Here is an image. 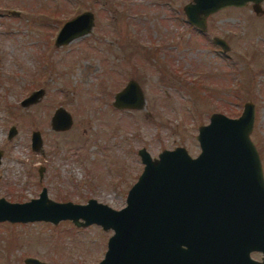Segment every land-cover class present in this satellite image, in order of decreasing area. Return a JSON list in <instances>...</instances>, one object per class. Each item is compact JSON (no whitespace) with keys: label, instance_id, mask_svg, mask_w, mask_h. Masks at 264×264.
Returning <instances> with one entry per match:
<instances>
[{"label":"rangeland","instance_id":"1","mask_svg":"<svg viewBox=\"0 0 264 264\" xmlns=\"http://www.w3.org/2000/svg\"><path fill=\"white\" fill-rule=\"evenodd\" d=\"M191 1L0 0V198L23 202L44 187L54 201L93 198L120 209L143 168L138 149L157 157L182 146L195 157L198 127L214 112L238 117L247 101L254 106L250 138L264 176V13L255 14L250 2L223 8L199 32L183 13ZM83 11L93 13L91 31L54 45L63 23ZM130 79L143 105L117 109L114 94ZM40 88L37 102L20 105ZM58 108L71 116L66 130L51 128ZM11 126L16 134L8 140ZM33 131L42 139L37 151ZM111 234L68 220L2 221L0 264H24L26 257L96 263Z\"/></svg>","mask_w":264,"mask_h":264},{"label":"water","instance_id":"2","mask_svg":"<svg viewBox=\"0 0 264 264\" xmlns=\"http://www.w3.org/2000/svg\"><path fill=\"white\" fill-rule=\"evenodd\" d=\"M264 0H192L183 6L187 22L206 31L207 16L227 7L251 3L263 14ZM17 15V12H12ZM93 13L83 11L65 21L54 45L61 46L88 34ZM213 42L228 49L220 37ZM43 89L20 101L28 106L39 100ZM138 84L130 80L114 95L115 108H141ZM254 121L251 101L238 117L220 112L200 125L196 140L200 152L191 157L182 146L163 149L151 157L145 148L137 154L143 168L126 193L125 205L113 209L93 198L83 204L50 199L45 188L23 202L0 198V222L68 220L76 227L100 226L111 230L102 259L92 264H264V176L259 153L250 138ZM71 116L63 108L54 111L51 128L66 130ZM16 134L11 126L7 139ZM42 146L39 131L31 133V149ZM0 150V157H1ZM40 174V172H39ZM260 252L261 260L250 257ZM24 264H46L26 257ZM87 264V263H82Z\"/></svg>","mask_w":264,"mask_h":264},{"label":"flooded vegetation","instance_id":"3","mask_svg":"<svg viewBox=\"0 0 264 264\" xmlns=\"http://www.w3.org/2000/svg\"><path fill=\"white\" fill-rule=\"evenodd\" d=\"M192 27H193V26H192ZM193 28H194L195 30L199 31V32H202V31H200L199 29H197L196 27H193ZM212 39H213V38H212ZM223 40H224V39H223ZM224 41H225V40H224ZM212 42H213V40H212ZM213 43H214V42H213ZM214 44H215V43H214ZM215 45H216V44H215ZM217 46H218V45H217ZM218 47H219V46H218ZM221 50H222V49H221ZM223 52H224V51H223ZM130 80H133V79H130ZM130 80H128V81H130ZM128 81H127V82H128ZM133 81H135V80H133ZM135 82H136V81H135ZM136 83H137V82H136ZM126 84H127V83H126ZM126 84H125V85H126ZM137 84H138V83H137ZM125 85H124V86H125ZM138 86H139V85H138ZM139 88H140V87H139ZM121 89H122V88H121ZM121 89H120V90H121ZM120 90H118L117 92H119ZM117 92H115V94H116ZM115 94H114V95H115ZM113 100H114V99H113ZM112 105H113V104H112ZM117 109H121V108H117ZM132 109H135V108H132ZM39 176H41V174H39ZM42 188H44V187H42ZM42 188H41V189H42ZM40 191H41V190H40ZM39 193H40V192H39ZM250 254H251V253H250ZM250 257H251V256H250ZM251 258H252V257H251ZM260 260H261V258H260ZM214 264H216V263H214ZM224 264H226V260L224 261Z\"/></svg>","mask_w":264,"mask_h":264}]
</instances>
